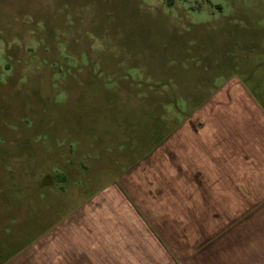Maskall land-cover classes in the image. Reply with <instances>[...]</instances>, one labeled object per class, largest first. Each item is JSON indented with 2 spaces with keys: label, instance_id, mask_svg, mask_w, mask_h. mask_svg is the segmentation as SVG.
Returning a JSON list of instances; mask_svg holds the SVG:
<instances>
[{
  "label": "rangeland",
  "instance_id": "1",
  "mask_svg": "<svg viewBox=\"0 0 264 264\" xmlns=\"http://www.w3.org/2000/svg\"><path fill=\"white\" fill-rule=\"evenodd\" d=\"M236 79L263 96L264 0H0V262Z\"/></svg>",
  "mask_w": 264,
  "mask_h": 264
},
{
  "label": "crops",
  "instance_id": "2",
  "mask_svg": "<svg viewBox=\"0 0 264 264\" xmlns=\"http://www.w3.org/2000/svg\"><path fill=\"white\" fill-rule=\"evenodd\" d=\"M240 79L2 264H264V101Z\"/></svg>",
  "mask_w": 264,
  "mask_h": 264
},
{
  "label": "trees",
  "instance_id": "3",
  "mask_svg": "<svg viewBox=\"0 0 264 264\" xmlns=\"http://www.w3.org/2000/svg\"><path fill=\"white\" fill-rule=\"evenodd\" d=\"M177 0H165V2H166V4L169 6V7H172L174 4H175V2H176ZM172 132V131H171ZM170 131L165 135V136H163V138L158 142V145L161 143V142H163V140L166 138V137H168V135L171 133ZM150 152V151H149ZM148 152V153H149ZM147 153V154H148ZM147 156V155H146ZM58 178H60L61 180H64L65 179V176L61 173V174H59L58 175ZM22 248V247H21ZM20 248V249H21ZM19 249V250H20ZM19 250H16L15 252H13V254H11L9 257H7V258H5L3 261H1L0 262V264H2L4 261H6V260H8L10 257H12L14 254H16Z\"/></svg>",
  "mask_w": 264,
  "mask_h": 264
}]
</instances>
